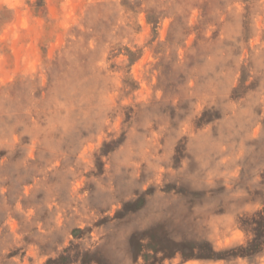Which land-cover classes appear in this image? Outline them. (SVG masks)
<instances>
[{
    "label": "rangeland",
    "instance_id": "rangeland-1",
    "mask_svg": "<svg viewBox=\"0 0 264 264\" xmlns=\"http://www.w3.org/2000/svg\"><path fill=\"white\" fill-rule=\"evenodd\" d=\"M0 264H264V0H0Z\"/></svg>",
    "mask_w": 264,
    "mask_h": 264
}]
</instances>
